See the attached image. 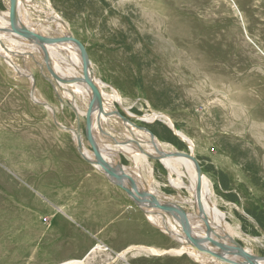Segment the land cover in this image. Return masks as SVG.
<instances>
[{
	"label": "rangeland",
	"instance_id": "obj_1",
	"mask_svg": "<svg viewBox=\"0 0 264 264\" xmlns=\"http://www.w3.org/2000/svg\"><path fill=\"white\" fill-rule=\"evenodd\" d=\"M27 1L30 6L25 10L22 3L21 15L55 34V25L45 19L46 12L52 11L83 45L91 75L109 86L103 88L108 93L110 87L117 90L121 100L114 104L115 109L127 115L130 124L146 127L170 149L193 154L208 180L210 200L225 217L227 235L264 258V0ZM8 6L9 0H0V14ZM11 57L16 67L31 71L35 98L51 104L58 122L75 128L73 109L59 99L69 105L74 99L85 112L88 98H63L58 90L57 95L31 55ZM43 71L50 78L45 68ZM28 76L15 73L0 55V264H55L74 256L72 250L82 245L71 238L81 232L79 227L44 200L40 191L10 175L9 120L40 112L39 116L55 125L51 111L31 99ZM152 112L167 115L192 147L163 121L138 119ZM79 128L91 152L84 135V115H80ZM117 155L125 170L146 180L143 191L151 184L177 202L157 194L154 198L194 214L192 203L180 202L190 193L170 185L159 160L149 158V166L142 163L137 170L130 156ZM48 207L54 211L53 221L45 213ZM154 226L161 231L163 248L180 246ZM140 250L132 248L117 257L119 253L107 254L104 247L79 260L87 264H153L147 260L149 254ZM180 257L197 264H229L208 261L202 255L183 253Z\"/></svg>",
	"mask_w": 264,
	"mask_h": 264
},
{
	"label": "bare ground",
	"instance_id": "obj_2",
	"mask_svg": "<svg viewBox=\"0 0 264 264\" xmlns=\"http://www.w3.org/2000/svg\"><path fill=\"white\" fill-rule=\"evenodd\" d=\"M22 3H24L23 6H25V10H26V8H29L28 5L30 4V2H28L27 0H24V1L16 0L15 2V8H16L15 9V24L20 29L28 30L34 34H37L40 38H44V39H56V38L67 37V36L72 37L71 31L62 22V20L58 16H56L55 13H53L52 11H47V12L45 11L47 14L45 16V19L49 22V24L55 25L54 30H57V31L55 32V34L47 33L45 29L41 28L40 24H34L33 22H31L28 16L26 17V14L25 16L20 14L19 8L22 7ZM8 19H9V11L7 8V11L0 14V55L9 64V66L15 71V73L21 76L29 75L28 77H30V81H31V84H30L31 99L34 102H37L39 104H44V106L47 107L51 111L53 119L57 121V118L55 117L56 116L55 112L53 111L51 104L45 101H40L35 98L34 96L35 95L34 94L35 79L33 78L31 71L27 70V68L26 70H24L20 67H16L11 57L12 54H16V55L23 56V57L26 54H33L32 56L33 60L37 62L42 68H45L44 63L39 62L35 54L37 52V54H39L41 58L42 52L38 47L32 44L30 40H26L22 37L20 38L12 30H10ZM5 41H7L8 43ZM22 43H25V44L23 45ZM44 45L49 54L50 65L55 71V73H57V75L61 77H65V78L82 76V59L80 57L79 49L77 48L76 44L70 41H64V42L58 41V42H44ZM21 49H26V50L21 51ZM34 51L36 52L34 53ZM88 66H90L89 59H88ZM88 70H89L88 74L90 78L93 80V82L95 83V85L97 86L99 90L104 113L113 112L115 110L114 104L120 102L121 100L120 94L117 92V90H115L112 87H110L111 93H108L106 90H103V88L105 87L109 88V86L97 80L96 78H94L93 75H91L90 73V67H88ZM54 87H55L56 93L58 90L60 95H62L63 98L69 99L70 97L75 98V96L76 97L86 96L89 100L91 97V92L89 88L87 87V85L80 81L73 82L70 84H65V85L56 83L54 81ZM71 100H73L75 108L78 110L80 115H84L86 111L82 112L78 108V106L75 104L74 99H71ZM138 119L144 122L154 121L156 119L163 121L181 141L182 140L186 141L188 146L192 147L191 140L185 134H183L180 130L176 129L175 125L173 124V121L167 115L161 112H152L151 114H146L144 116L138 117ZM57 124L59 128H62L70 132L76 139V136H77L76 134L78 132L77 125L75 126V128H70V127L64 126L58 121H57ZM103 124H106L109 130H105ZM101 131L104 134L101 133ZM111 131L114 132V134ZM79 132H80L79 133L80 141L83 147L82 151L90 159H95L96 157H99L108 163L115 164L116 160H118L117 157L119 158L117 153L128 155L130 156L132 162L134 163V166H135L134 168L138 170L139 166H142V163H143V167L145 168H147V166H149L150 164L148 160L149 157H147L145 153L153 157H160L159 163L167 170L168 180L170 182V185L178 191L184 189L190 193V197L184 196L180 199V202L192 203L194 207V214L193 215L187 214L189 225L191 227L193 234L194 235L203 234V232L205 231V226L203 223V219L201 218L199 219V216H198V210H197L198 205H197V201H196L197 199H196V194H195L197 174L192 165L193 163L189 159L183 158L181 156L170 155L173 153H183V152L176 151L175 149H170L168 145L160 142L153 134H150L144 129H138L136 125L133 126L128 121H122L119 116L100 114L99 122L97 123L96 109L94 110V117H93V136L95 140L97 141L98 145L106 149V153H99L98 155H96L95 153H91L92 151L90 152L85 147L82 141L80 128H79ZM127 140H132L133 142L127 143V144L123 143L124 141H127ZM137 146L140 147L144 152L141 153V151H139ZM109 151L111 152L109 153ZM165 154H169V155L165 156ZM190 155L193 156L191 152H190ZM154 160H157V159H154ZM98 168L104 172V168L102 167H98ZM137 170H134L132 172L135 174ZM122 171L131 186L133 185L137 187L136 189H138V191H143L142 187L144 186L143 184L146 183V180H144L145 182H143L141 175L140 177H138L137 175H133L128 172V169L125 170V167H122ZM145 186H146L145 191H144L145 193L150 194L153 197H155L154 195L157 194V196L165 197L166 200L177 202L171 196L170 197L163 196L161 193L157 192L155 189L152 188L151 184H147ZM210 193L211 191H210L208 180L206 177H204V174H202L201 175V188H200V204L203 210L204 217L206 218L207 222L209 223L210 226L215 227L213 228L214 231L212 230L211 236H217L218 238L217 237L216 238L219 239V237H222L225 234L227 235L228 230L224 228L225 227L224 225L225 217L223 213L218 209L216 204L210 200ZM141 209L144 211V213L146 214V218L151 224L156 225L157 227L163 229V231H165L169 237L179 242V245H180L178 248L170 249V250H158L152 247L150 248L141 247L142 250H145V251L147 250L149 253H152L155 255H160L165 252H170V253L180 254V255L181 254L183 255V253H188V254H192V256L202 255L206 260L214 261L215 263H223L224 261L225 262L230 261L231 263L228 262L229 264H232V262L239 263V264L243 263V260L241 258H237V257L233 258L231 256L226 257L224 255H221L220 253H219L220 258H216L212 256L211 253L212 252L218 253L217 252L218 250L214 247L209 246L207 243L202 244L200 246L201 249L199 250L196 249L194 246L188 243V241L185 240L180 223L178 221H175L171 217V215H168L160 211L157 208L141 207ZM229 237L231 239H226V240L221 239V241L225 242L228 246H232L233 242L231 240H233L232 239L233 236H229ZM100 248H101V245L97 244L96 246L92 248L91 254L98 252ZM132 248L133 247L117 254V257H123L125 253ZM245 251L253 256H256L255 254L251 253L247 249H245ZM258 260H259V264H264V258L259 257ZM58 264H87V263H85L83 260L73 259V260H69L63 263H58Z\"/></svg>",
	"mask_w": 264,
	"mask_h": 264
},
{
	"label": "crops",
	"instance_id": "obj_3",
	"mask_svg": "<svg viewBox=\"0 0 264 264\" xmlns=\"http://www.w3.org/2000/svg\"><path fill=\"white\" fill-rule=\"evenodd\" d=\"M39 114L24 113L18 119L9 120L8 165L16 181L24 180L75 227H84L83 231L77 229L81 231H77V236L71 235L82 243L72 250L74 256L55 264L87 258L95 244H103L107 254L109 251L121 253L131 247L166 250L161 244V231L146 219L145 213L123 189L82 157L74 136L51 126L50 120ZM45 210L53 221L52 208ZM139 252L148 253L147 260L153 264H197L183 259L182 255Z\"/></svg>",
	"mask_w": 264,
	"mask_h": 264
},
{
	"label": "water",
	"instance_id": "obj_4",
	"mask_svg": "<svg viewBox=\"0 0 264 264\" xmlns=\"http://www.w3.org/2000/svg\"><path fill=\"white\" fill-rule=\"evenodd\" d=\"M15 2H16V0H9V7H8L9 28L16 35H18L20 38L22 37L26 40H30L32 44H34L36 47H38L41 50V52H42L41 59L45 65V69H46L48 75L50 76V79H49V77H47V75L43 74V72H44L42 70L43 68L37 62L36 63L39 65L41 72H42L43 76L45 77V79H47V81H49L50 84L52 85L54 91H55L54 81L56 83L64 84V85L80 81V82L85 83L87 85V87L89 88V90L91 92V97L87 102L86 112L84 114V135H85V138L87 139V141L90 145V149L93 151V153H95L96 155H98L99 153H106V149H104L103 147L98 145L97 141L95 140V138L93 136L94 110L96 109V121H97V123L99 122L100 114L116 115V116H119L122 121H129L130 122L129 118H127V115L121 114L116 109L113 112L104 113L103 108H102L101 96H100L99 90L88 74V71H89L88 67L89 66H88L87 53H86L83 45L79 41H77L76 39L69 37V36L56 38V39H44V38H40L37 34H34L28 30L20 29L15 24V9H16L15 8ZM58 41H60V42L70 41V42H73L74 44H76L77 48L79 49L80 57L82 59V76L81 77H72V78L61 77V76L57 75V73H55V71L51 67L49 54L46 50L44 42H58ZM29 55H31V57L33 56V54H29ZM55 93H56V91H55ZM59 100L62 101V103L64 105L70 106L76 115L78 132L76 134L77 136H76L75 140H76V146H77L79 153L82 155V157L87 162L91 163L92 165L104 168V173L109 178V180L112 183H114L115 185H117L118 187H120L121 189H123L124 192L135 203V205H137L140 209H141V207L157 208L160 211H162L168 215H171V217L175 221H178L180 223V226H181L183 235L185 237V240L188 241V243H190L192 246H194L198 250L201 249L200 246L202 244L207 243L209 246L214 247L218 250L217 251L218 253H215V252L211 253L212 256H214L216 258H220V255H219V253H220L221 255H224L226 257L231 256L233 258L234 257L241 258L243 260V263H240V264H259L258 258L260 256H253V255L247 253L245 251L244 247L241 244H239L238 242H236L234 239L231 240L233 242L232 246H228L225 242L221 241V239H224V240L231 239L228 235L225 234L222 237H219L220 240L217 239L218 238L217 236H211L212 230L215 227L210 226L209 223L207 222L206 218L204 217L203 210H202V207L200 204L201 175L203 173H202L201 167L199 165V162L197 161V159L195 157L190 155V153H185V152L170 154V155L181 156L183 158L189 159L193 163L195 172L197 174L195 194H196V199H197L196 201H197V205H198V208H197L198 216H199V219L200 218L203 219V223L205 226V231L203 232L202 235H194L193 234L191 227L189 225L187 212L184 211L181 208V206H179L177 204L176 205L171 204L169 202L162 201V200H157L156 198H154L150 194H147L144 191H138V189H136L137 187H135L133 185L131 186L129 184V182L127 181L125 175L123 174V171H122L123 164L121 163L120 158L117 157L118 160H116L115 164L108 163L99 157H96L95 159L88 158L82 151L83 147H82V144L80 141V134H79L80 133L79 132L80 113L73 106L72 102H71L72 105H69L67 102H65V100H61V99H59ZM35 103H37V102H35ZM40 105L44 106V104H40ZM53 122L55 125L58 126L57 121L55 119H53ZM136 127L138 129L148 130L146 127L141 126V125H136ZM60 129H62V128H60ZM62 130H64V129H62ZM101 133H103V132L101 131ZM149 133H150V131H149ZM150 134H152V133H150ZM131 142H133V141L127 140V141H124L123 143L127 144V143H131ZM138 149H139V151H141V153L144 152L140 147H138ZM110 152L111 151H109V153ZM145 154L147 155V157H149L151 159L159 160V158H160V157H153L151 155H148L147 153H145ZM168 155L169 154H165V156H168ZM131 184H133V183H131ZM175 242L177 244H179V242H177V241H175ZM227 262L231 263L230 261H227ZM232 264H239V263L232 262Z\"/></svg>",
	"mask_w": 264,
	"mask_h": 264
},
{
	"label": "built area",
	"instance_id": "obj_5",
	"mask_svg": "<svg viewBox=\"0 0 264 264\" xmlns=\"http://www.w3.org/2000/svg\"><path fill=\"white\" fill-rule=\"evenodd\" d=\"M101 248L104 249V247L101 245Z\"/></svg>",
	"mask_w": 264,
	"mask_h": 264
}]
</instances>
